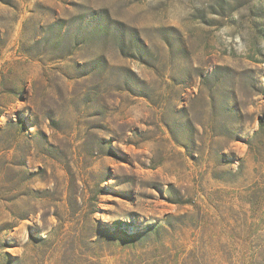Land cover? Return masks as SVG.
Segmentation results:
<instances>
[{
	"label": "rangeland",
	"instance_id": "374dc122",
	"mask_svg": "<svg viewBox=\"0 0 264 264\" xmlns=\"http://www.w3.org/2000/svg\"><path fill=\"white\" fill-rule=\"evenodd\" d=\"M0 264H264V0H0Z\"/></svg>",
	"mask_w": 264,
	"mask_h": 264
}]
</instances>
